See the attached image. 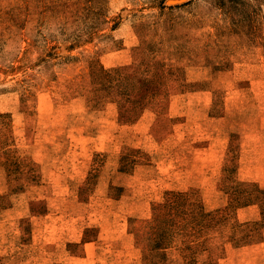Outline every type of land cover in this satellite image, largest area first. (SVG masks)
Here are the masks:
<instances>
[{"label": "rangeland", "instance_id": "obj_1", "mask_svg": "<svg viewBox=\"0 0 264 264\" xmlns=\"http://www.w3.org/2000/svg\"><path fill=\"white\" fill-rule=\"evenodd\" d=\"M0 264H264V0H0Z\"/></svg>", "mask_w": 264, "mask_h": 264}]
</instances>
